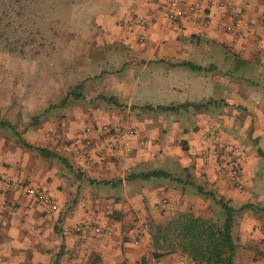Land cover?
<instances>
[{
	"label": "crops",
	"instance_id": "crops-1",
	"mask_svg": "<svg viewBox=\"0 0 264 264\" xmlns=\"http://www.w3.org/2000/svg\"><path fill=\"white\" fill-rule=\"evenodd\" d=\"M226 3L207 9L203 24L167 22V0H54L56 47L70 50V64L94 67L89 96L106 97V106H67L68 126L90 128L85 147L79 136L59 144L44 124L16 132L51 157L0 136V181L12 182L0 188V264H195L178 251L154 258L162 252L150 226L185 213L214 220L218 206L197 188L235 210L253 206L233 217V261L264 264V0ZM235 14L254 24L245 38L216 27ZM103 122L134 134L118 142L100 131ZM222 150L236 153L242 190L217 173ZM150 172L166 177L137 178ZM23 184L55 209L26 196ZM80 224L88 228L75 233Z\"/></svg>",
	"mask_w": 264,
	"mask_h": 264
},
{
	"label": "rangeland",
	"instance_id": "rangeland-1",
	"mask_svg": "<svg viewBox=\"0 0 264 264\" xmlns=\"http://www.w3.org/2000/svg\"><path fill=\"white\" fill-rule=\"evenodd\" d=\"M57 11L54 0H0V122L10 125L17 133L44 124L49 128V135L59 144L79 136L78 140L85 147L89 144L85 136L90 128H76L79 123L72 128L68 126L66 108L70 104L81 109L106 106V97L103 96V101L99 94L89 96L94 88L92 79H87L93 78L94 67L70 64V50L56 47L59 34H54L51 26L54 20H58ZM79 84L81 87L76 89ZM69 92L81 97L71 100L67 97ZM62 99L68 100L63 109H48ZM115 104L123 107L121 103ZM79 115L81 119L85 116ZM33 118L38 120L37 125H31ZM115 128L107 122L99 127L101 132L121 143L134 134L130 127ZM122 131H130L131 134L120 139L116 135ZM0 136L9 137L16 144L14 132L7 127L0 126ZM82 155L84 159L89 156L85 151ZM213 219L218 223L222 221L219 207L214 211Z\"/></svg>",
	"mask_w": 264,
	"mask_h": 264
},
{
	"label": "trees",
	"instance_id": "trees-1",
	"mask_svg": "<svg viewBox=\"0 0 264 264\" xmlns=\"http://www.w3.org/2000/svg\"><path fill=\"white\" fill-rule=\"evenodd\" d=\"M184 65L193 71L200 69L197 66ZM52 107L49 106L48 109ZM156 109L162 110L163 108L156 107ZM36 123L37 120L33 118L31 125H36ZM0 126L7 127L14 132L8 124L0 122ZM14 135L17 136L16 143L19 146L36 151L42 157L52 156L43 149L29 146L18 137L16 132ZM150 176L166 177V174L150 172L138 175L137 178L145 179ZM197 193L209 197L221 209L222 221L218 223L212 219H204L191 213H185L168 218L163 225L150 226L152 247L162 252V254L154 253V258L178 251L195 264H235L233 254L236 246L230 235L233 217L235 213L243 209H253V206L245 204L235 210L227 206L222 199H216L213 194L205 193L200 188H197Z\"/></svg>",
	"mask_w": 264,
	"mask_h": 264
},
{
	"label": "built area",
	"instance_id": "built-area-1",
	"mask_svg": "<svg viewBox=\"0 0 264 264\" xmlns=\"http://www.w3.org/2000/svg\"><path fill=\"white\" fill-rule=\"evenodd\" d=\"M211 8H223L228 9L226 0H167L166 9L164 12V18L169 23H176L180 19L186 17L195 22L207 24L208 18L204 15L207 9ZM218 29L228 34H235L238 38H245L247 35L253 32L254 24L248 23L245 25L241 24L238 15L231 17L230 23H218L216 26ZM259 27L264 30V18L259 22ZM130 131H122L116 136L120 139H125L130 135ZM217 173L221 177H228L231 183L238 189L242 190L241 175H240V164L237 155L233 151L222 150L216 159ZM12 182L9 180L2 179L0 181V188L2 192L9 190ZM23 193L31 197L35 202L49 208L55 209L54 203L38 188L35 186H24ZM166 201H161L160 205L165 206ZM7 205L5 202L0 203V212L5 211ZM88 226L80 224L73 228L75 233L83 232ZM98 231V230H95ZM140 234L137 233L132 241L134 245L138 243Z\"/></svg>",
	"mask_w": 264,
	"mask_h": 264
}]
</instances>
